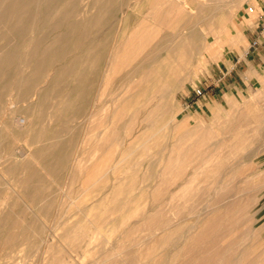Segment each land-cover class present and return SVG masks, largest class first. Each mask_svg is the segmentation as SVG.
Instances as JSON below:
<instances>
[{"label":"rangeland","instance_id":"obj_1","mask_svg":"<svg viewBox=\"0 0 264 264\" xmlns=\"http://www.w3.org/2000/svg\"><path fill=\"white\" fill-rule=\"evenodd\" d=\"M221 1L225 27L235 19L241 36L231 29L235 44L203 56L192 48L215 6L209 0H107V21L87 26L76 44L57 37L59 28L30 54L26 45L42 29L12 38L0 24V154L11 152L3 176L18 192L2 190L0 211L6 204L9 214L26 215L0 228V264H228L231 256L264 264V88L239 101L256 120V149L249 134L232 133L235 126L219 123L220 116L210 122L219 110L204 113L209 122L194 136L182 122L194 115V101L213 95L224 56L247 50L246 33L264 3ZM87 3L85 16L102 12ZM58 44L65 54L46 52ZM43 59L44 86L24 90L33 75L26 65ZM165 70L174 72L173 82H164ZM47 236L61 243H41ZM52 246L56 258L42 250Z\"/></svg>","mask_w":264,"mask_h":264},{"label":"bare ground","instance_id":"obj_2","mask_svg":"<svg viewBox=\"0 0 264 264\" xmlns=\"http://www.w3.org/2000/svg\"><path fill=\"white\" fill-rule=\"evenodd\" d=\"M83 1H85V0H0V24H1V26H3L4 23L7 24L8 31H10V35L9 34L8 35L10 37L12 36V38H15V36L26 35V33L28 31H30V33L32 34L33 32H35V30L42 29V34H40V36L38 35V37L36 39H34L32 37L33 39L30 40V42L26 45V49L25 50H26L27 54H30V53H33V52H39V50H42L44 45H41V42L43 40H45L44 38L46 37L47 33L49 31H53V30L59 29V28H63L64 30L61 31V32L56 33V36L57 37H61L62 39H64L65 43H67V44L70 43V44L74 45V44H76L79 41V39L81 37L84 38L86 36V34L88 33L86 31L87 26H90V25L100 26L101 24H104L107 21L108 17L112 13V9L109 8L110 5L106 4L107 0H88L87 5H90V7L91 6L93 7V5L95 7L98 6L99 10H102V12L101 11L100 12L97 11L98 13L95 14V15L85 16V13H87V11H86L87 9L85 8L86 4H84V5L81 4V2H83ZM239 1L241 2V0H239ZM239 1H238V5H235V6L241 7L239 5V3H240ZM249 1L253 5L256 3V0H249ZM208 4H212V5H215V6H212V9L210 10V16L208 18H206L207 20L203 21V23H201V25L203 26L204 29L200 31L201 32L200 41H198V44L196 43L193 46V48H192L196 52V54H199L201 56H203V55L207 54L208 52H210V50H212L211 49L212 47L221 48L225 44H228V43H231L232 45L235 44V39L236 38L234 39V37H232V33H231L232 30L231 29H233L237 33V36H236V37H238L237 39H239V37L241 36V27H239L237 24L234 23L235 19L231 21V26H230L231 28H226L225 27V21L223 19V15L221 13V10L223 9V5H222V1L221 0H209ZM80 5H82V7ZM251 8H253V7H251ZM91 12H92V10H91ZM213 14H215L214 18L212 16ZM234 14H235V12H233V11L230 12V17L233 16ZM211 18H213V19H211ZM177 36H178V34H175V33L172 35L173 38H176ZM19 39H20V37H19ZM210 39H212V41L214 42L213 46L211 45V43L209 41ZM175 40H177V39H175ZM4 50L6 51V49H4ZM12 50H13V53H17L18 52V50H17V48L15 46H13ZM45 50H46L47 53H54L56 55V58H58L59 56H62L63 54H65V49H64V46L62 44H58L55 47H49L48 46V47L45 48ZM0 52L2 53V51H0ZM177 53L179 55H181L179 50L177 51ZM21 55L23 56V54H21ZM22 56H20V57H22ZM30 59H31V57H30ZM175 60H176V58H175ZM177 62H179V61H177ZM4 63H5V61L3 60L2 55H0V68L3 67ZM48 64H49V62L47 60L43 59V60H36L34 62L31 61L29 65H26V67H29V68L33 69V72H32L33 75L31 74L30 77L28 78L27 82L25 83V89L24 90H27V89L33 87L34 84L36 85L39 82H42V85H43V83H45L46 75H45V77H43V74H44L43 72H44V69H46L48 67ZM198 64H200V60L198 61ZM20 67L21 66H19L18 68H20ZM22 68H24V67H22ZM20 73H22L21 69H20ZM173 73L174 72H171L169 70H165L164 71L162 79L164 80L165 83L173 82L172 81L173 80ZM1 75H2V73H1ZM17 76H19V75H17ZM48 76L49 75H47V77ZM57 77H59V76H57ZM48 80H49V77H48ZM2 90H4V89H2ZM8 96H9V98H8L6 103H7V106L12 109L14 107L13 106V104H14L13 95L9 94ZM1 99H2V96L0 95V100ZM5 108H4V110H5ZM2 109H3V107H2ZM13 114H14V112H13ZM171 117H173V116H171ZM21 120L22 121L20 123L24 124V122H25L24 119H21ZM166 127H167V125H163L159 129V131H161L162 129H164ZM231 130H233V129H231ZM231 130H228V131L231 132ZM11 157H12L11 152H10L9 155H7L5 157V159L2 157V154H0V164H1L0 165V202L3 201L2 198H1L2 197L1 193H2L3 189H5L6 191L13 192L14 194L18 195L17 190H15L14 188L10 187L9 182L6 181V179L3 176L4 167L2 166V163H3L4 160L10 159ZM35 160L36 159L33 158V162ZM34 163H35V165L39 164V162L37 160ZM38 166L40 167V169H42V170L44 169L43 167L40 166V164ZM2 185L4 186L3 188L1 187ZM20 201L24 202V200H21V199H20ZM69 203L71 205H73L74 201L73 200H69ZM74 207L76 208V206H74ZM11 209L12 208H10V206H8L6 204H5L4 208L1 209V211H0V228L1 227H6V226H10V227L12 226L13 227V217L14 218H24L26 216V215L15 214V213L9 214L8 212H6L8 210H9V212H11ZM24 209L27 210V211L28 210L32 211L33 207L28 205V204H25L24 205ZM33 216L34 217H38L35 214ZM216 220L218 221V219H216ZM11 233L13 234V232H11ZM25 233H23V234H25ZM205 236H207V235H205ZM198 239H196V240L198 241ZM204 239H206V238L201 239V241H198V243L199 242L203 243L202 240L205 241ZM39 240H40L41 243H45L46 241L52 242V244L61 243V238L58 237V236H53V237L49 236L47 238V240L45 238H39ZM64 240L65 239H63V241ZM197 241H194V242L196 244H198ZM43 248H44L43 252H45L46 250H47L46 252H49L48 250H50V249L51 250H55V246H52L50 248L49 247H42V250H43ZM221 248H223V246H221ZM61 249L63 250L62 252H64L65 254L67 253V257L68 258L71 257V255H70V253L68 251L70 249V247L62 246ZM204 250H205V248H204ZM112 251H114V250H111V252ZM59 252H60V255H62L61 251H59ZM40 254H42V252ZM57 254L58 253H56L55 251H51V252H49V255H50L49 258H56L55 256ZM210 255L213 256L214 254L211 252ZM117 256H118V254L117 255L116 254L113 255L112 256L113 260ZM197 258L198 257H196V259ZM196 259H195V261H196ZM224 259H226V256H222L221 262H223ZM195 261H193V262H195ZM228 261H230V263L228 262V264H242L241 262L236 260V256H231ZM17 264H26V262L17 263Z\"/></svg>","mask_w":264,"mask_h":264},{"label":"crops","instance_id":"obj_3","mask_svg":"<svg viewBox=\"0 0 264 264\" xmlns=\"http://www.w3.org/2000/svg\"><path fill=\"white\" fill-rule=\"evenodd\" d=\"M263 10L264 3L261 12ZM258 21L259 19L257 18L252 29L250 28V32L246 33V39L249 45L257 34ZM258 41L259 45L252 50H249L248 46L247 50L243 49L242 51L224 56L223 61L218 66V80L213 84L215 90L210 89V93L213 92V95L207 96L208 99L203 97L194 101L191 104L194 115L186 114L185 117L183 116L184 120L182 122L186 127V134L188 136L190 134L194 136L196 133H199L201 125L207 126L206 124L209 121L204 120V113H208L210 111L209 108H211L214 111L219 110L221 114L218 116L214 114L212 119L210 118V122H215V118L220 116L219 119L221 120H219V123L224 124V126L229 124H232L233 127L235 126L232 133L240 129L243 132L245 131V134H249V137L253 139L251 140V146L256 149V143L253 142L257 139L258 130H254L253 128L256 126V120L247 116L244 110H240L243 104L239 101L249 96L254 90L264 88V35L259 37ZM217 100H220L226 106L221 109V105L216 103ZM238 110L243 112V115H238ZM227 111L232 112L230 118V115L226 113ZM191 120L193 127L189 129L187 128V124L190 125L189 122ZM253 152L251 151V153Z\"/></svg>","mask_w":264,"mask_h":264},{"label":"built area","instance_id":"obj_4","mask_svg":"<svg viewBox=\"0 0 264 264\" xmlns=\"http://www.w3.org/2000/svg\"><path fill=\"white\" fill-rule=\"evenodd\" d=\"M248 12L252 13L253 9L249 8ZM258 19H259V26L257 28V34H256L255 38L250 42L249 50L257 47L259 45L258 38L261 37L262 35H264V10H263V12H260ZM195 95L197 97H201V96H203V91L196 90Z\"/></svg>","mask_w":264,"mask_h":264}]
</instances>
